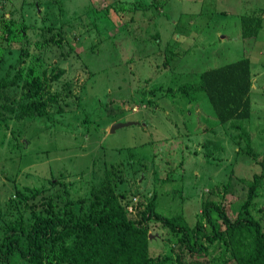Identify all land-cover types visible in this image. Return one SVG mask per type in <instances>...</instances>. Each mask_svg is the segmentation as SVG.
I'll return each mask as SVG.
<instances>
[{
	"label": "rangeland",
	"instance_id": "1",
	"mask_svg": "<svg viewBox=\"0 0 264 264\" xmlns=\"http://www.w3.org/2000/svg\"><path fill=\"white\" fill-rule=\"evenodd\" d=\"M252 13L261 26L242 38L239 17ZM9 21L22 38L3 39ZM50 31L58 42L38 46ZM243 56L251 112L233 122L250 133L252 156L196 88L202 70ZM1 62L22 79L31 65L64 72L50 83L57 99L44 114L0 120V222L18 209L27 215L25 196L34 191L35 203L67 199L72 218L81 216L116 163L130 217L154 193L160 213L181 214L189 226L205 200H222L234 217L247 181L260 175L247 212L264 229V0H0ZM126 121L133 123L110 131ZM148 225L149 255L171 264L178 242Z\"/></svg>",
	"mask_w": 264,
	"mask_h": 264
},
{
	"label": "trees",
	"instance_id": "2",
	"mask_svg": "<svg viewBox=\"0 0 264 264\" xmlns=\"http://www.w3.org/2000/svg\"><path fill=\"white\" fill-rule=\"evenodd\" d=\"M261 21L257 14L241 15V37H255ZM2 26L4 40L23 37L16 21L3 22ZM51 34L45 33L36 44L58 42L59 32L56 37ZM19 71L15 66L10 74L8 67L0 64V120L42 115L45 107L57 99L49 93V87L64 72L63 68L47 74L45 69L36 70L31 65L25 69L23 79ZM250 86V61L244 56L205 68L196 86L204 92L217 121L229 122V126L239 130L248 156L253 155L250 133L240 122L233 121L250 115ZM18 87L20 95L16 97ZM120 170L116 163L105 169L100 184L92 188L82 215L75 218L70 215L67 199L57 205L49 197H42L37 204L33 201L35 191L26 195L27 215L18 209L13 215L2 216L0 264H166L163 258L148 253L149 221L170 231L171 238L178 242L181 250L172 259L169 257L171 264H264V229L247 212L261 183L260 175L253 174L247 181L244 199L234 217L228 215L222 200H205L201 203V220L189 226L181 214L160 213L154 193L136 211V218L130 217ZM227 187L228 182L222 186L224 191ZM217 249H221L220 257L214 260Z\"/></svg>",
	"mask_w": 264,
	"mask_h": 264
},
{
	"label": "water",
	"instance_id": "3",
	"mask_svg": "<svg viewBox=\"0 0 264 264\" xmlns=\"http://www.w3.org/2000/svg\"><path fill=\"white\" fill-rule=\"evenodd\" d=\"M133 122L131 121H126V122H115L111 125L110 127V131H112L114 128H117V127H121V126H125V125H129V124H132Z\"/></svg>",
	"mask_w": 264,
	"mask_h": 264
},
{
	"label": "built area",
	"instance_id": "4",
	"mask_svg": "<svg viewBox=\"0 0 264 264\" xmlns=\"http://www.w3.org/2000/svg\"><path fill=\"white\" fill-rule=\"evenodd\" d=\"M131 207V205H129ZM131 209V208H130Z\"/></svg>",
	"mask_w": 264,
	"mask_h": 264
}]
</instances>
